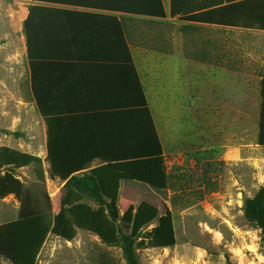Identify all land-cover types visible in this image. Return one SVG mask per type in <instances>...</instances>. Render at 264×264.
Here are the masks:
<instances>
[{"label":"rangeland","instance_id":"1","mask_svg":"<svg viewBox=\"0 0 264 264\" xmlns=\"http://www.w3.org/2000/svg\"><path fill=\"white\" fill-rule=\"evenodd\" d=\"M26 15L23 1L0 0V145L42 159L44 184L34 165L14 172L41 202L50 198L53 227L37 264H126L110 240L119 227L137 237L141 264H264L261 231L244 212L245 199L264 188L258 140L264 36L215 30L223 67L214 74L208 53L193 48L212 30L170 23L166 52L143 55L168 190L124 183L121 218L112 223L91 200L66 206V183L50 178L46 124L31 91ZM18 205L13 196L0 200V224L16 218Z\"/></svg>","mask_w":264,"mask_h":264},{"label":"crops","instance_id":"2","mask_svg":"<svg viewBox=\"0 0 264 264\" xmlns=\"http://www.w3.org/2000/svg\"><path fill=\"white\" fill-rule=\"evenodd\" d=\"M162 1L165 19L125 12L121 10L124 0L23 1L27 5L25 21L31 7H40L33 10L31 19L30 84L42 118L52 120V165H86L92 170L107 164L108 158L137 157L146 151L144 97L156 120L148 88V65H141V61L143 55L166 52L170 23H182L197 33L212 30V35L208 33L195 43L194 52L208 53L213 74L217 66L223 67L216 62L215 30L235 28L172 18L171 0ZM128 2L137 5L141 1ZM238 30L264 36L263 31ZM258 47L264 50V43L258 42ZM26 49L28 54L27 40ZM261 63L264 65V60ZM123 190L124 183L120 197ZM4 263L0 258V264Z\"/></svg>","mask_w":264,"mask_h":264},{"label":"trees","instance_id":"3","mask_svg":"<svg viewBox=\"0 0 264 264\" xmlns=\"http://www.w3.org/2000/svg\"><path fill=\"white\" fill-rule=\"evenodd\" d=\"M20 1L52 4V0ZM124 1L126 4L122 5L121 10L125 12L166 18L162 0H139L141 2L137 5H132L129 0ZM37 8H40L39 5L30 8V15L24 22L30 68L33 61L31 19L33 10ZM170 16L191 24L264 32V0H171ZM31 91L33 94L32 87ZM260 95L258 140L259 145L264 147V76ZM144 104L147 117L146 151L137 157L108 158L107 164L92 170L86 165H52V120L44 117L48 126L49 175L53 181L60 179L66 183V206L73 207L91 200L97 206L107 209L112 223H118L121 218L118 203L123 183H138L160 192L168 190L162 139L145 97ZM36 105L39 109L37 101ZM32 165L35 166L38 180L44 184L45 174L39 156L0 145V200L13 196L20 204L16 218L12 222L0 224V258L6 262L4 264H37L52 231L53 215L49 196L45 194L44 201L41 202L25 188V184L14 173ZM244 212L247 221L261 231L264 240V188L254 198L245 199ZM110 240H117L126 264H141L136 250L137 237L123 232L119 227Z\"/></svg>","mask_w":264,"mask_h":264}]
</instances>
